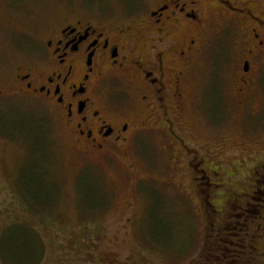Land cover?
Segmentation results:
<instances>
[{
	"label": "rangeland",
	"instance_id": "rangeland-1",
	"mask_svg": "<svg viewBox=\"0 0 264 264\" xmlns=\"http://www.w3.org/2000/svg\"><path fill=\"white\" fill-rule=\"evenodd\" d=\"M113 1L108 16L118 21L125 11L122 0ZM73 2L94 7L108 3L0 0V210L13 206L18 214L26 198L32 205L41 203L37 213L44 214L49 224L34 223V228L45 241L43 264L63 263L68 258L61 253L74 244L83 247L82 261L87 264L90 246L96 251L92 256L96 264H194L206 230L212 234V223L230 221L240 197L250 191L247 183L257 171L253 166L264 161V90L257 91L250 108L240 109L232 95L230 67L221 68L222 94V78L217 74L210 78L206 62L197 60L183 108L169 106L166 114L189 155L177 144L169 146L166 138L155 136L163 132H155L139 135L137 139L146 140L135 143L120 162L85 158L48 102L12 92L9 86L17 67L29 63L18 42L27 49L31 44L24 35L42 42L47 25ZM224 39L230 52L234 36L231 42ZM128 84L127 93L118 94L120 100L139 104L133 83ZM258 85L264 86V74ZM251 111L258 116H247ZM187 162L203 169H187ZM37 172L47 174L39 181L46 188L32 187L25 198L21 189ZM197 174L201 176L195 180ZM4 215L0 213V219ZM16 216L30 220L26 214ZM261 232L255 245L264 264L263 226Z\"/></svg>",
	"mask_w": 264,
	"mask_h": 264
},
{
	"label": "flooded vegetation",
	"instance_id": "flooded-vegetation-1",
	"mask_svg": "<svg viewBox=\"0 0 264 264\" xmlns=\"http://www.w3.org/2000/svg\"><path fill=\"white\" fill-rule=\"evenodd\" d=\"M106 1L98 7L68 3L40 43L24 35L31 47L18 43L29 63L19 65L9 82L12 92L52 106L81 156L120 162L146 140L139 135L155 132L189 155L166 114L169 106L183 108L197 60L206 62L210 78H222L221 68L230 67L240 109L250 108L257 91L264 90L258 85L264 74V0H134L132 5L122 0L125 16L118 21L109 17L114 1ZM229 35L234 36L230 52L222 41L231 42ZM128 82L139 104L120 100ZM220 90L223 94V78ZM186 167L203 169L191 162ZM253 169L249 193L223 228L256 241L264 227V161Z\"/></svg>",
	"mask_w": 264,
	"mask_h": 264
},
{
	"label": "trees",
	"instance_id": "trees-1",
	"mask_svg": "<svg viewBox=\"0 0 264 264\" xmlns=\"http://www.w3.org/2000/svg\"><path fill=\"white\" fill-rule=\"evenodd\" d=\"M35 128L42 132L39 125ZM47 177V174L44 175L42 172L32 175L29 178L30 183L27 181L21 189L25 194L24 197H27L32 187L39 191L46 188L39 181ZM40 205L41 203L34 202L32 205L26 198V201L18 207V214L15 210L17 208L13 206H6L0 210L1 214H7L0 219V264H43L46 245L43 236L34 228V223L42 227H46L48 223L43 220L44 214L37 213ZM34 213L39 215H33ZM19 214L28 215L30 220L22 221L16 216ZM223 225L224 222L212 223V234L206 227L204 245L194 264H262L261 255L256 250V241L241 232L228 233Z\"/></svg>",
	"mask_w": 264,
	"mask_h": 264
},
{
	"label": "crops",
	"instance_id": "crops-1",
	"mask_svg": "<svg viewBox=\"0 0 264 264\" xmlns=\"http://www.w3.org/2000/svg\"><path fill=\"white\" fill-rule=\"evenodd\" d=\"M88 251L86 252L89 255V264H96L92 262V256L96 255V251L93 247H88ZM82 247L80 245H70L65 247V251L61 253L60 256L67 254L66 258L64 259L63 263L62 260L58 264H84L83 263V256H82ZM87 264V262H85Z\"/></svg>",
	"mask_w": 264,
	"mask_h": 264
}]
</instances>
